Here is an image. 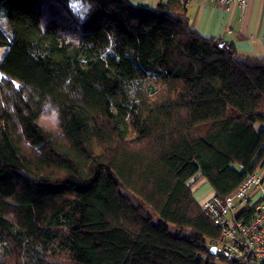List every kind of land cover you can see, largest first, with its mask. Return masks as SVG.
I'll use <instances>...</instances> for the list:
<instances>
[{"label":"trees","instance_id":"16d2710c","mask_svg":"<svg viewBox=\"0 0 264 264\" xmlns=\"http://www.w3.org/2000/svg\"><path fill=\"white\" fill-rule=\"evenodd\" d=\"M82 1L0 0V264H264L210 252L191 188L264 164V58L186 0Z\"/></svg>","mask_w":264,"mask_h":264},{"label":"built area","instance_id":"2783aa9c","mask_svg":"<svg viewBox=\"0 0 264 264\" xmlns=\"http://www.w3.org/2000/svg\"><path fill=\"white\" fill-rule=\"evenodd\" d=\"M222 6L233 2L241 7L246 0H211ZM245 205L255 208L249 221L237 219ZM202 212L220 229L212 245L216 257L227 259H264V173L249 172L240 184L225 196L216 194L200 202Z\"/></svg>","mask_w":264,"mask_h":264},{"label":"crops","instance_id":"0c3cea01","mask_svg":"<svg viewBox=\"0 0 264 264\" xmlns=\"http://www.w3.org/2000/svg\"><path fill=\"white\" fill-rule=\"evenodd\" d=\"M155 5L158 0H139ZM187 15L193 28L203 36L219 37L233 42L242 54L264 58V0H246L241 7L233 2L222 6L211 0H186ZM264 173V164L260 167ZM192 190L203 184V190L193 194L198 201L213 194L204 177L192 179Z\"/></svg>","mask_w":264,"mask_h":264},{"label":"rangeland","instance_id":"374dc122","mask_svg":"<svg viewBox=\"0 0 264 264\" xmlns=\"http://www.w3.org/2000/svg\"><path fill=\"white\" fill-rule=\"evenodd\" d=\"M72 7L74 8V10L78 14L82 15L84 13V11L87 9L88 4H87V2H85V1L83 2L82 0H72ZM4 24H5V27H7V21H6L5 18H4ZM4 51H5V47L4 46H0V57L2 56ZM39 122L46 128H49V129H54L55 128V119H54V116H53V113H52L51 110L44 111L42 113V115L40 116V118H39ZM258 170L260 172H262L261 168H258ZM203 186H204V183L203 184H199L198 186H195L193 188V190H192L193 194L197 195V191L198 190H202V194H204L205 191L202 189ZM201 201L198 200L199 203Z\"/></svg>","mask_w":264,"mask_h":264},{"label":"water","instance_id":"95a60500","mask_svg":"<svg viewBox=\"0 0 264 264\" xmlns=\"http://www.w3.org/2000/svg\"><path fill=\"white\" fill-rule=\"evenodd\" d=\"M209 249H210V252L214 253V251H215V246H214V245H211Z\"/></svg>","mask_w":264,"mask_h":264}]
</instances>
